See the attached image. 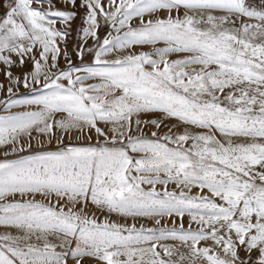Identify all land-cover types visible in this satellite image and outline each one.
Returning <instances> with one entry per match:
<instances>
[{
    "label": "snow or ice",
    "instance_id": "obj_1",
    "mask_svg": "<svg viewBox=\"0 0 264 264\" xmlns=\"http://www.w3.org/2000/svg\"><path fill=\"white\" fill-rule=\"evenodd\" d=\"M64 2L85 10L82 41L95 47L77 55L91 65L65 53L59 68L76 11L6 0L0 15L2 103L39 109L0 117V264H264V0ZM134 46L153 51L108 59ZM21 85L42 94L13 99ZM93 131L94 145L64 142ZM21 137L58 147L8 160L25 152Z\"/></svg>",
    "mask_w": 264,
    "mask_h": 264
},
{
    "label": "rangeland",
    "instance_id": "obj_2",
    "mask_svg": "<svg viewBox=\"0 0 264 264\" xmlns=\"http://www.w3.org/2000/svg\"><path fill=\"white\" fill-rule=\"evenodd\" d=\"M83 0H77V4H82ZM6 3V0H0V15H3L4 13V5ZM54 3L56 5V7L61 8V9H66V10H74L76 11L78 14L75 17V19L71 22V28H68L67 31L69 32V35L67 37L66 41H58V43H60V47H61V56L59 59V68L61 70H64L68 67V61L65 59V53L67 54V56L70 58L71 63L73 66H81V64H85V65H91L93 64V57L90 53H86L85 54V59L84 61H81L78 58L77 52L78 50L83 47V48H87L89 46H93L95 47V41L92 40L91 38H89V40L87 41V43H83L82 41V28L86 27V24L84 23L85 20V10L83 7H79L76 9H72L70 5L65 4L64 0H54ZM33 8H37V7H41V5L39 4H33L32 5ZM43 7L46 9L47 5H43ZM160 15H164V13H160ZM53 19L57 20V23L55 25L56 28L64 30L66 28V26L61 22L60 18L58 17H52ZM133 26H137L139 24L138 20H134L133 22ZM111 31L110 27L105 25L104 22L101 20V27L99 29V35L101 37V39H103L107 33ZM157 47H165V45L163 44H159L157 45ZM153 49L151 46H134V48L132 49H127L125 52H114L112 55H110L108 57V59H113L116 58L118 56H123L126 54H139L140 52H152ZM181 58L180 56L177 55H172L169 57V59H178ZM4 66L2 64H0V84L4 85V91H0V117H4V116H8V115H15L17 113L20 112H29V111H38L39 109H37L36 107H31V108H12L11 111H6L5 110V105L2 103V101H5L8 99L7 96V87H8V81L4 75V71H3ZM27 70V66L25 69H20V68H15L13 69V73L16 76H21L22 74H25ZM98 81H90L89 83H97ZM66 83V82H65ZM37 91L32 92L30 89H26L24 88L22 85L18 88L14 89L15 95L13 97V99H17V100H31V99H36L39 98V96L42 94L41 90H40V86L37 85ZM149 117H145V119H148ZM151 118H156L155 116H152ZM166 123L168 124H177L176 121L174 120H169L166 121ZM100 127H105L104 125H99ZM163 127V125H162ZM155 130V129H152ZM183 130V126L179 127V128H174L173 132H178V131H182ZM55 131L57 132V135H59V130L55 129ZM37 135V133L35 132V130L33 131V137H35ZM92 135V139L91 141L87 140L85 136H77L75 133H73L72 137H68L65 136V143H69L71 141L72 144H78V145H87V144H92L94 145L97 137L94 133V131L91 133ZM45 143L43 144V148H41L35 139L32 140V147L31 149H28V144H27V138L26 137H21L20 143L24 145L25 147V152L23 153H16V154H9L7 156L8 160H16L22 157H26L29 155H34L36 153H38L39 151H43V150H51V151H55L58 147L56 140L53 139V142L51 144L46 143L47 137H43L42 138ZM101 142H103V138H100ZM4 152H5V148L0 147V161H3L5 159L4 156ZM145 189L147 190V186H144ZM168 190L169 191H177V189L175 188L174 185L170 184L168 186ZM157 191L162 192L163 188L162 186L158 185L157 186ZM199 193V189L197 188H193L192 190V195H196ZM203 195H209L210 194L207 192V189H205L204 193H202ZM211 198V197H210ZM46 202V201H45ZM217 202L219 203L220 201L217 200ZM107 216V213L100 215V221L102 222L103 219ZM112 222H116L119 223L121 225L127 226V227H131L132 224H135L136 227L139 229L141 226H143L145 229H150V228H158V227H168L171 228L173 227V224L171 221L169 220H163L162 224L160 226H157L154 223L153 219H148V218H143V217H138L136 219H133L131 217H121V216H117L116 214H112L110 217H108ZM173 220L177 221V226L179 224V220L176 217L172 218ZM184 223H185V227L188 226L189 223V217L185 216L184 217ZM195 227V226H194ZM5 231V229L0 228V233H3ZM13 234H15V231L13 230ZM257 252H253L252 253V257L255 258L257 256ZM245 259H248L247 255L244 256ZM69 264H72V262L70 261Z\"/></svg>",
    "mask_w": 264,
    "mask_h": 264
}]
</instances>
